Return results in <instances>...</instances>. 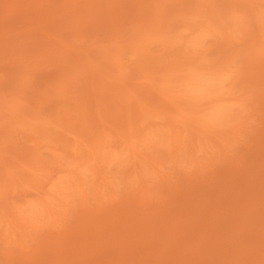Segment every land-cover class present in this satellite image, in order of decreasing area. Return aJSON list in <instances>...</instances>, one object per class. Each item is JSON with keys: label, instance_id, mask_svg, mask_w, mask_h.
Wrapping results in <instances>:
<instances>
[{"label": "rangeland", "instance_id": "rangeland-1", "mask_svg": "<svg viewBox=\"0 0 264 264\" xmlns=\"http://www.w3.org/2000/svg\"><path fill=\"white\" fill-rule=\"evenodd\" d=\"M0 264H264V0H0Z\"/></svg>", "mask_w": 264, "mask_h": 264}, {"label": "bare ground", "instance_id": "bare-ground-1", "mask_svg": "<svg viewBox=\"0 0 264 264\" xmlns=\"http://www.w3.org/2000/svg\"><path fill=\"white\" fill-rule=\"evenodd\" d=\"M194 83H195V82H194ZM195 84H196V83H195ZM195 84H194L195 90H196L197 87H199V88L201 87V85H195ZM202 85H203V84H202ZM196 86H197V87H196ZM201 88H202V87H201ZM203 88H204V87H203ZM203 88H202V89H203ZM202 89H200V90L202 91ZM214 111H215V110H214ZM217 111H218V109H217ZM218 113H219V111L217 112V114H218ZM215 115H216V113H215ZM173 140H174V139H173ZM170 141H172V139H170ZM167 142H169V140H167ZM176 142H177V140L175 141V144H173V145L170 144L171 147H172V146L174 147V145L177 146V145H176ZM170 143H171V142H170ZM167 144H168V143H167ZM173 147H172V149H174ZM48 150H49V149H48ZM46 151H47V150H46ZM49 151H50V150H49ZM39 153H41V152H39ZM42 153H43V152H42ZM49 154H50V152H49ZM114 156H115V154H114ZM93 172H94V171H93ZM104 179H105V178H104ZM104 187H105V186H104ZM107 187H108V186H107ZM149 191H150V190H149ZM145 192H146V189H145ZM150 192H151V191H150ZM66 194H67V193H66ZM66 194H65V195H66ZM145 195H146V194H145ZM148 195H149V193H148ZM191 207H192V206H191ZM192 208H193V207H192ZM193 209H195V208H193ZM36 210H37V209H36ZM188 212H189V210H188ZM190 212H191V211H190ZM34 213H35V212H34ZM186 213H187V212H186ZM32 215H33V214H32ZM35 215H36V214H35ZM106 215H107V214H106ZM46 216H47V215H45V217H46ZM94 218H95V217H94ZM84 220H85V219H84ZM84 220H83V222H84ZM159 221H160V219H159ZM91 222H92V221H91ZM94 222H97V221L93 220V222H92V224H91V226L94 228V230H92V231H94V232H91V234H93V235L95 234V232H97V231H95V229L99 231V229H98L97 227L95 228V227L93 226V225H95ZM159 223H160V222H159ZM81 226H82V225H81ZM81 226H80V227H81ZM87 226H88V225H87ZM80 227H79V228H80ZM88 227H89V226H88ZM88 227H87V228H88ZM101 227H103V226H101ZM81 228H82V227H81ZM87 228L85 227L84 229L86 230ZM89 228H90V227H89ZM89 228H88V229H89ZM93 228H92V229H93ZM146 229H147V228H146ZM85 230H84V231H85ZM103 230H104V229H103ZM149 230H150V229H149ZM77 231L79 232L80 229H79V230L77 229ZM77 231H76V232H77ZM84 231H82L81 233H83ZM104 231H105V230H104ZM147 231H148V230H147ZM153 231H154V230H153ZM78 232H77V233H78ZM102 232H103V231H102ZM77 233H75V234L77 235ZM81 233H80V237H81ZM84 233H86V232H84ZM144 233H146V231H144ZM142 234H143V232H142ZM147 234H148V232H147ZM147 234H145V236H148ZM96 235H97V233H96ZM149 235H150V234H149ZM78 236H79V233H78ZM71 237H72V236H71ZM74 237H76V236H74ZM82 237H83V236H82ZM145 238H146V237H145ZM80 239H81V238H80ZM80 239H79V240H80ZM81 240H82V239H81ZM81 240H80V241H81ZM84 240H85V238H84ZM74 241H75V240H74ZM74 241H72V243H74ZM81 242H82V241H81ZM81 242H79V244H78L77 241H76V243H74V244H78V245L80 246V245H81ZM55 243H56V242H55ZM70 243H71V242H70ZM62 244L65 245V243H62ZM55 245H56V244H55ZM68 245H69V244H68ZM72 246H73V245H72ZM76 246H77V245H76ZM54 247H56V246H54ZM73 247H74V246H73ZM48 248H50V247L48 246ZM64 248H65V247H64ZM77 248H78V247H77ZM55 249H57V248H55ZM60 249L63 250V248H60ZM53 251H55V250H53ZM63 251H64V250H63ZM57 252H58V251H57ZM57 252L55 251V253H57ZM60 252H62V251L60 250ZM66 253H67V252H66ZM61 254H62V253H61ZM57 255L59 256V254H57ZM61 256H63V255H61ZM58 258H60V257H58Z\"/></svg>", "mask_w": 264, "mask_h": 264}]
</instances>
